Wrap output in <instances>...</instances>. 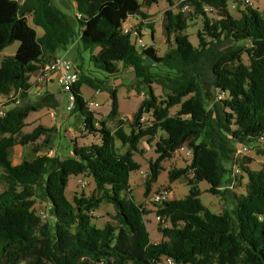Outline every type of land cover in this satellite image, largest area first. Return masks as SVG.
Instances as JSON below:
<instances>
[{"label": "trees", "instance_id": "16d2710c", "mask_svg": "<svg viewBox=\"0 0 264 264\" xmlns=\"http://www.w3.org/2000/svg\"><path fill=\"white\" fill-rule=\"evenodd\" d=\"M70 1L73 18L52 0H0V52L19 44L0 62L1 100L18 95V103L7 104L0 116V183L5 185L0 192V264H160L163 259L264 264V163L252 170L251 158L236 155L239 146L247 149L264 137V4L258 10L233 0L239 14L234 17L229 0H182L178 11L173 0H166L161 22L166 50L159 55L152 45L138 50L121 30L122 22L133 18L152 39L154 24L144 10L158 0ZM183 5L190 7L187 14L180 11ZM29 18L42 30L40 36ZM190 19L201 23L196 46L186 33ZM73 45L81 58L87 54L92 70L106 74L98 79L78 66V81L70 87V113L99 143L79 146L73 141L71 155L63 158L38 154L50 145L54 130L38 125L23 132L25 120L34 109H55L59 102L47 88L34 92L38 99L31 101L35 84L30 79L58 51ZM124 69H130L144 95L129 119L119 116L117 88L108 85ZM83 84L107 93L105 119L96 120L88 109ZM144 114L148 119L142 122ZM110 121L114 130L107 126ZM143 138L155 141L156 155L148 162L145 196L164 161L185 147L191 152L185 167L167 172L170 184L184 179L188 191L156 205V215L168 222L157 226V243L150 241L145 225L150 212L133 201L129 189L130 174L140 168L134 156L142 153ZM262 143L258 155H264ZM28 144L33 158L12 164L11 149ZM77 176L90 178L94 189L68 200V179ZM200 182L208 184L212 195H229L231 208L210 212L200 201ZM236 187L243 193L233 192ZM35 202L46 204L45 218L35 212ZM103 203L112 206L114 215L112 222L97 227L92 212Z\"/></svg>", "mask_w": 264, "mask_h": 264}, {"label": "rangeland", "instance_id": "374dc122", "mask_svg": "<svg viewBox=\"0 0 264 264\" xmlns=\"http://www.w3.org/2000/svg\"><path fill=\"white\" fill-rule=\"evenodd\" d=\"M139 2L142 0H138ZM182 0H173V10L178 11L179 3ZM55 6H57L61 11L65 12L70 18L74 16L73 5L70 0H52ZM252 8H257L261 10L264 4V0H251ZM235 1L229 0L228 9L232 16L237 17L238 7H235ZM242 5V3H241ZM167 8L166 0H158L156 5L151 6L149 9L144 11L150 16V20L154 24V35L151 39L150 32L147 30L143 36V41L147 45H152L156 52L159 55H162L165 50L164 38L162 36L161 22L162 15L164 10ZM242 8V6H241ZM29 24L36 30L38 36L42 34V30L31 23L30 18L28 19ZM201 27L200 20H188V28L186 33L188 34L189 41L192 45H197L196 32ZM18 42H13L12 44L5 47L0 52V62L1 59L5 56H11L16 52L18 48ZM62 52V53H61ZM60 55L65 54V57L68 58L72 64L77 68L82 66L81 69L85 74H90V76L103 79L106 76L105 73L100 71H94L88 62V56L86 53H82V57L77 53V48L75 45L69 46L68 51H61ZM148 64L151 63L148 61ZM38 73L35 75V77ZM31 77L30 82H34V78ZM118 82L114 83L117 90L116 96L119 106V116L122 118H130L131 115L138 109L140 101L143 99L144 95L139 93L138 83L132 75L130 69H124L120 76H118ZM50 83V82H49ZM111 85V82L108 83ZM46 88V87H45ZM154 94L161 97V91L159 87L153 85ZM143 90V88L141 89ZM35 91V90H34ZM80 92L83 98L88 102L92 101L98 104L97 107L89 110L93 112L94 118L96 120L105 119V112L109 110V100L106 99L105 94H98L94 89L90 88L87 85H82L80 87ZM31 101H36L37 96L30 94ZM67 97V96H66ZM60 106L56 108L51 115L49 108L43 109H34L30 112L27 117L26 126L23 129V132H30L38 125H44L47 128H53V133L51 134L50 145L40 149L39 154H46L47 150L52 149L54 152L53 156H58L60 158L71 155L72 152V142L75 141L79 146L89 143H99V138L93 134H89L81 125V120L77 119L76 115H72L70 111L66 109L69 105L68 100L65 97L59 99ZM176 108L170 110V114H174ZM59 125H53L54 123ZM107 126L109 129L114 130V122H108ZM98 127V126H97ZM44 136L36 142V145H39ZM154 143L155 141H147V138H143L139 144V149L142 150L141 154H135L134 159L140 164L139 170L132 172L129 178V189L130 195L133 201L136 204L142 205L150 213L144 217L146 229L149 233V238L152 243H157L161 239V235L157 231V226L162 225L157 221L156 217V204L153 203V198L155 194L162 193L164 191L170 192L169 200L180 199L186 195L188 187L186 186V181L184 179H179L172 184L169 183L167 172L170 168H182L185 167L190 159L191 153L185 147L178 150L172 156L170 160H166L162 163L163 170L160 172L157 180L152 183L150 191L147 196L144 195L145 182L147 179L148 172V162L156 157L154 153ZM262 142L257 143L256 145H251L247 147V151L240 155V158H251L252 162L248 165L252 170L260 169L261 165L264 163V155H258L256 152L262 149ZM119 145V143H117ZM32 145L28 144L25 146L16 145L11 149V161L12 164H18L23 159H32L33 153L31 151ZM225 167H228V164H224ZM1 172V171H0ZM240 175V172L237 173ZM246 182L244 177L242 184ZM208 184L205 182H200L198 184L199 189V198L201 203L212 213L219 214L224 210H229L231 208L230 196L227 195V198L223 199L220 196L212 195L208 192ZM5 188L3 183H0V192ZM94 189V184L90 178L86 176H77L69 177L67 187L65 189V196L68 200H72V197L78 195L89 196ZM233 192L240 194L243 193L242 187L233 188ZM35 212L47 211V206L45 203L35 202L34 204ZM114 211L111 205L103 203L98 210L92 212L93 223L97 227H102L107 222H112ZM45 222V221H44ZM50 222V218L46 220ZM25 264V263H24ZM160 264H166V260Z\"/></svg>", "mask_w": 264, "mask_h": 264}, {"label": "built area", "instance_id": "2783aa9c", "mask_svg": "<svg viewBox=\"0 0 264 264\" xmlns=\"http://www.w3.org/2000/svg\"><path fill=\"white\" fill-rule=\"evenodd\" d=\"M18 2H23L24 0H16ZM243 4L245 6H252L251 0H243ZM190 10V7L188 5H183L180 11L184 14H187ZM205 11H207V8H205ZM121 30L123 34H127L131 37V39L134 41V45L138 50L146 48L147 44L143 41V36L145 34V30H143L139 24V21L133 18H127L122 22ZM79 78V74L75 68V66L72 64V62L66 58V57H54L50 62L44 65V67L38 72V75L34 78V84H35V92L37 95L41 94L45 87L47 88V85L49 82L53 81L55 82L56 86L66 93L67 100L69 105L66 107L68 111L72 108V102H73V95L70 93V87L74 85ZM143 94V93H142ZM18 95L10 93L7 97L0 100V116H3L5 114V111L7 109V104L14 101L15 104L18 103ZM220 98V97H219ZM13 102V103H14ZM98 104L92 101L87 102L88 109H92L97 107ZM148 116L144 114L141 117V121L145 122L147 121ZM97 126V124H96ZM259 141L264 142V137H261ZM247 149L239 146L236 150V155H241L244 152H246ZM190 152V151H189ZM191 153V152H190ZM47 156H53L54 152L52 149L47 150L46 152ZM234 173H238V170L235 168ZM170 196V192L164 191L162 193H158L154 195L153 203L156 205H161L163 202L168 201ZM39 215L42 218L46 217V214L44 211H40ZM157 221H159L164 227L168 226V222L165 221L164 218H160L156 215L155 217ZM166 264H174V262L171 259H166Z\"/></svg>", "mask_w": 264, "mask_h": 264}, {"label": "crops", "instance_id": "0c3cea01", "mask_svg": "<svg viewBox=\"0 0 264 264\" xmlns=\"http://www.w3.org/2000/svg\"><path fill=\"white\" fill-rule=\"evenodd\" d=\"M59 52H61V51H58L57 53H56V55H55V57H65V54H62V55H60L59 54ZM62 53V52H61ZM119 80H118V78H116V79H113V81L111 80V83L113 82V85H115L114 83H117ZM34 83V82H33ZM32 83V84H33ZM34 85V84H33ZM34 90H36L35 89V87L33 86L31 89H30V91H29V95L30 94H34ZM47 92H49V93H51V94H53L54 95V98L56 99V100H58V102H59V99L61 98V97H65L66 99H67V95L64 93V92H62L57 86H56V84H55V82H54V80L53 81H51L48 85H47ZM98 94H105V96H106V99L108 98V95H107V93H105V92H97ZM31 97L32 96H29V98L31 99ZM0 100H1V96H0ZM60 106V102H59V105H58V107ZM58 107H56V108H58ZM55 108V109H56ZM55 109H51V108H49V111H51V115H53V111L55 110ZM109 111V110H108ZM105 115H107L108 114V112H105L104 113ZM26 121V120H25ZM80 121V120H79ZM25 123H27V122H25ZM42 125V124H41ZM53 125H59V124H57L56 122L53 124ZM44 126V125H43ZM39 154V153H38ZM57 156V155H56Z\"/></svg>", "mask_w": 264, "mask_h": 264}]
</instances>
